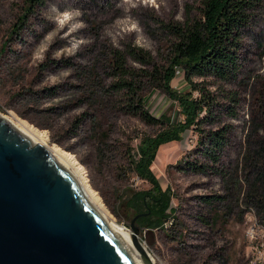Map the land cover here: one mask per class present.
I'll list each match as a JSON object with an SVG mask.
<instances>
[{
    "label": "rangeland",
    "instance_id": "1",
    "mask_svg": "<svg viewBox=\"0 0 264 264\" xmlns=\"http://www.w3.org/2000/svg\"><path fill=\"white\" fill-rule=\"evenodd\" d=\"M129 1L0 0V113L33 126L46 146L68 154L79 183L108 221L133 235L138 216L129 202L151 184L134 172L129 151L136 153L140 135L161 127L127 113L125 95L113 87L119 78L112 55L137 46L162 62L169 36L161 24L198 16L203 0ZM53 7L80 15L57 25ZM249 14L240 72L225 88L239 101L237 116L225 109L218 122L203 126L230 125L219 161L205 157L207 145L189 129L163 143L153 162L172 210L162 222L150 218L141 227L135 221L152 264H264L263 193L255 191L264 172V155L257 154L264 144V0H254ZM127 60L143 73L144 66ZM138 81L148 94L150 84L143 76ZM173 85L180 93L191 89L182 70ZM148 108L173 123L184 121L160 90ZM191 163L207 168L195 171Z\"/></svg>",
    "mask_w": 264,
    "mask_h": 264
},
{
    "label": "trees",
    "instance_id": "2",
    "mask_svg": "<svg viewBox=\"0 0 264 264\" xmlns=\"http://www.w3.org/2000/svg\"><path fill=\"white\" fill-rule=\"evenodd\" d=\"M253 4L254 0H203L198 16L188 18L185 23H162L161 28L169 36L166 55H161L162 62L137 46L129 47L128 55L113 52L112 62L119 78L113 87L125 95L127 113L148 125L161 127L154 135H140L136 153L129 151L134 172L151 184L147 190L135 191L129 202V206L136 210V224L139 226L150 222V218L162 222L169 218L167 214L172 210L169 189H163L152 168L163 143L181 139L185 131L194 129L199 134L198 143L207 145L205 157L213 162L219 161V152L227 141L230 125L209 131H205L203 126L218 122L225 109L231 116H237L234 107L239 101L225 88L236 80L240 72L242 34L249 24V11ZM127 57L145 67L142 74L128 65ZM178 70L183 71L190 91L180 93L174 88ZM141 76L150 84L148 94L144 93L145 88L138 81ZM157 90L178 105L184 121L173 123L166 113L157 117L150 112L148 104ZM223 98L235 105H227ZM102 137L106 138L103 133ZM257 154L264 155V144ZM190 168L203 172L207 167L191 163ZM255 191H262L259 202L264 203L263 171Z\"/></svg>",
    "mask_w": 264,
    "mask_h": 264
},
{
    "label": "water",
    "instance_id": "3",
    "mask_svg": "<svg viewBox=\"0 0 264 264\" xmlns=\"http://www.w3.org/2000/svg\"><path fill=\"white\" fill-rule=\"evenodd\" d=\"M0 264H142L72 171L1 113Z\"/></svg>",
    "mask_w": 264,
    "mask_h": 264
},
{
    "label": "bare ground",
    "instance_id": "4",
    "mask_svg": "<svg viewBox=\"0 0 264 264\" xmlns=\"http://www.w3.org/2000/svg\"><path fill=\"white\" fill-rule=\"evenodd\" d=\"M8 120H10L15 126H17L19 129H21L24 133H26L29 137H31L34 141V145H39V144H43L44 146H46V144L43 142V138L40 135V131L37 132L35 129H33L29 124L25 123V122H19L16 123L13 120L7 118ZM54 155L55 159L63 164L64 166L68 167L72 173L74 174V176L77 178V180L81 183V177L79 179L78 174H77V170L73 169V163L72 160L70 158V156L68 154H66L65 152H63L61 149H52L49 148L48 146H46ZM83 184V183H82ZM80 184V185H82ZM83 189L84 194L86 195V197L97 207V209L101 212V214L104 216V218L108 221L107 217L103 214V212L101 211V209L99 208V206H97L95 204V200L94 198H92L89 194V192H87V189L84 186H81ZM94 197V196H93ZM109 224L112 226V228L114 229V231L120 236V238L128 245L130 246L134 252L136 253V255L139 257L140 261L142 264H152V262H150V260L148 259V261L146 260V256L145 253H142L137 246L134 243L133 240V235L126 232L124 230V228H122L121 226H118L114 223H111L110 221H108ZM147 254V253H146ZM149 257V256H148Z\"/></svg>",
    "mask_w": 264,
    "mask_h": 264
},
{
    "label": "clouds",
    "instance_id": "5",
    "mask_svg": "<svg viewBox=\"0 0 264 264\" xmlns=\"http://www.w3.org/2000/svg\"><path fill=\"white\" fill-rule=\"evenodd\" d=\"M52 11L57 13V15L54 18V22L59 25L64 23L65 21L70 20L74 15L79 16V10L74 9V10H65V11H59L57 8L53 7ZM82 23V22H81ZM71 47H76V45H71ZM64 74H67L66 72ZM53 78V77H49Z\"/></svg>",
    "mask_w": 264,
    "mask_h": 264
},
{
    "label": "built area",
    "instance_id": "6",
    "mask_svg": "<svg viewBox=\"0 0 264 264\" xmlns=\"http://www.w3.org/2000/svg\"><path fill=\"white\" fill-rule=\"evenodd\" d=\"M178 72H180V70H178Z\"/></svg>",
    "mask_w": 264,
    "mask_h": 264
}]
</instances>
